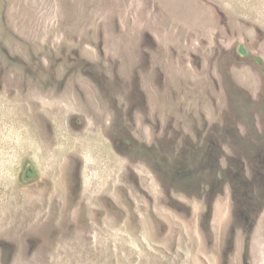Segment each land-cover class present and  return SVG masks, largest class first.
<instances>
[{
	"label": "rangeland",
	"instance_id": "obj_1",
	"mask_svg": "<svg viewBox=\"0 0 264 264\" xmlns=\"http://www.w3.org/2000/svg\"><path fill=\"white\" fill-rule=\"evenodd\" d=\"M0 264H264V0H0Z\"/></svg>",
	"mask_w": 264,
	"mask_h": 264
},
{
	"label": "trees",
	"instance_id": "obj_2",
	"mask_svg": "<svg viewBox=\"0 0 264 264\" xmlns=\"http://www.w3.org/2000/svg\"><path fill=\"white\" fill-rule=\"evenodd\" d=\"M245 51L243 49H241V53H244Z\"/></svg>",
	"mask_w": 264,
	"mask_h": 264
}]
</instances>
